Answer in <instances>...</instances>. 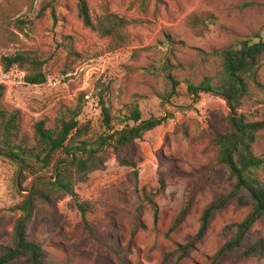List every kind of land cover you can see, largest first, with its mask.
Instances as JSON below:
<instances>
[{"label": "rangeland", "instance_id": "rangeland-1", "mask_svg": "<svg viewBox=\"0 0 264 264\" xmlns=\"http://www.w3.org/2000/svg\"><path fill=\"white\" fill-rule=\"evenodd\" d=\"M87 3L93 17L108 12L132 23L128 47L114 51L109 40L86 28L78 15L79 0H0V84L7 89L6 107L21 112L23 131L29 135L38 122L52 128L80 106L79 121L91 129L82 139L105 136L103 102L115 131L125 126L124 116L136 106L143 120L166 118L167 122L149 133L146 145L127 153L106 150L105 168L95 178L77 182V200L87 211L90 228L72 198L57 196L30 224V237L44 245L49 264H119L112 245L126 249L132 264H264V257L237 260L235 253L213 261L234 234L230 226L242 223L251 211L236 202L214 216L204 239L188 257L181 258L178 251L199 231L206 207L230 191L224 168L196 189L188 215L173 229L193 191L189 175L217 157L214 130L224 129L228 113L221 99L202 92L196 96L189 87H198L206 78L217 79L220 60L214 53L240 41L264 42V0ZM194 16L204 22L198 30L189 24ZM21 50L38 52L44 59L45 84H27L26 73L18 68L5 73L2 54ZM165 62L172 66L169 74L163 70ZM168 75L177 80L178 88L170 101H164L161 95L169 88ZM256 81L264 85V60ZM239 113L251 122L264 120V97L247 98ZM254 152L264 158V131ZM124 160L138 163L139 179ZM172 166L186 175L173 176ZM157 173L165 175L166 187L153 199L155 210L142 199L138 184L149 193ZM260 177L264 181V166ZM17 182L16 169L0 158V246L13 244L20 216L15 207L28 195L19 192ZM260 236H264V219L250 234V238Z\"/></svg>", "mask_w": 264, "mask_h": 264}, {"label": "trees", "instance_id": "trees-1", "mask_svg": "<svg viewBox=\"0 0 264 264\" xmlns=\"http://www.w3.org/2000/svg\"><path fill=\"white\" fill-rule=\"evenodd\" d=\"M149 1L153 0H142V5ZM78 15L86 28L110 41L112 50L118 51L130 44L128 28L132 23L127 19L108 12L93 17L87 0H79ZM203 23L199 16H194L189 24L193 30H198ZM213 56L220 60L217 79L206 78L198 87L191 84L189 89L196 96L201 92L212 94L226 104L228 113L224 118L225 127L221 131L214 130L213 144L218 149L214 162L189 175L193 178L190 183L193 191L173 229L188 215L196 189L218 168L226 170L231 189L206 207L199 231L185 245H179L178 251L181 252V258L188 257L204 239L214 216L236 202L241 207H251V211L242 223L230 226L234 234L213 257V261L219 262L233 253L237 260L264 257V236L250 238L254 226L264 219V181L260 177L264 158L254 152L259 134L264 131V120L251 122L239 113L247 98L264 97V85L256 81V74L264 60V42L240 41ZM1 64L5 73L13 68L25 72L27 84L43 85L47 82L44 70L46 63L38 52L21 50L15 54H2ZM163 70L168 74L172 71L169 62H165ZM148 72L155 74L154 69H148ZM168 82L169 88L161 95L164 101H170L177 94V80L168 75ZM6 91V86L0 84V158L16 169L19 192L28 195L15 207L20 216L14 226L13 244L0 246V264H49L44 245L29 234V226L36 222L37 214L44 206L53 204L55 197H70L76 202L84 224L90 228L87 211L77 200V182L89 181L95 178L98 170L105 168L106 150L127 153L137 145L148 144L149 133L166 123L167 119L143 120L136 106L124 116L125 126L115 131L112 114L102 101L107 128L105 136L96 140L82 139L89 137L91 129L79 121L82 114L80 106L59 118L52 128H47L45 121L38 122L34 134L29 135L23 131L21 112L6 107ZM131 122L134 125H130ZM123 164L132 168L139 179L138 163L124 160ZM170 173L173 176L186 175L175 166L171 167ZM28 181L30 185L24 187ZM149 186V193L140 184L138 189L141 190L142 199L156 210L153 199L165 189V175L155 174ZM111 250L119 264H132L126 257V249L112 245Z\"/></svg>", "mask_w": 264, "mask_h": 264}]
</instances>
